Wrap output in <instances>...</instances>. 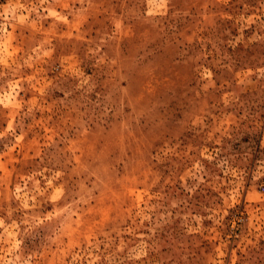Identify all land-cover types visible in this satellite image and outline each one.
<instances>
[{"label":"rangeland","instance_id":"rangeland-1","mask_svg":"<svg viewBox=\"0 0 264 264\" xmlns=\"http://www.w3.org/2000/svg\"><path fill=\"white\" fill-rule=\"evenodd\" d=\"M0 264H264V0H0Z\"/></svg>","mask_w":264,"mask_h":264}]
</instances>
